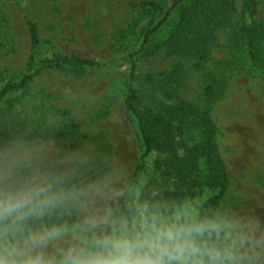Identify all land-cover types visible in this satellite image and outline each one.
Segmentation results:
<instances>
[{"label":"rangeland","instance_id":"obj_1","mask_svg":"<svg viewBox=\"0 0 264 264\" xmlns=\"http://www.w3.org/2000/svg\"><path fill=\"white\" fill-rule=\"evenodd\" d=\"M175 1L0 0V91L28 75L31 57H78L111 67L37 75L26 90L0 102V138L31 127L69 151L110 156L130 181L144 151L138 123L125 108L127 61L137 54L134 87L144 110L170 118L185 101L209 110L219 128L226 190L220 196V189L202 187L191 199L226 200L264 218V0L255 12L247 0H186L173 8ZM29 22L39 30L36 46ZM194 135H178L179 156ZM166 161L160 148L150 154L140 182L147 187L152 177L162 179L158 164Z\"/></svg>","mask_w":264,"mask_h":264},{"label":"clouds","instance_id":"obj_2","mask_svg":"<svg viewBox=\"0 0 264 264\" xmlns=\"http://www.w3.org/2000/svg\"><path fill=\"white\" fill-rule=\"evenodd\" d=\"M126 176L31 127L0 138V264H264V218Z\"/></svg>","mask_w":264,"mask_h":264},{"label":"trees","instance_id":"obj_3","mask_svg":"<svg viewBox=\"0 0 264 264\" xmlns=\"http://www.w3.org/2000/svg\"><path fill=\"white\" fill-rule=\"evenodd\" d=\"M186 0H177L173 8ZM253 12L257 9V0H247ZM156 6V5H154ZM159 24L158 26H160ZM158 26H156L158 28ZM28 32L31 43L36 46L40 43V34L37 26L29 22ZM156 31L152 29L145 34L143 47L147 44L150 37ZM137 54L130 55L128 64L130 74L127 76L129 92L125 100L126 111L134 117L139 127V134L144 151L139 157L138 164L132 174L131 182L140 183L141 175L146 171V159L150 154L160 148L167 153V161L164 162L159 170L162 179L152 177L146 188L160 190L167 198L191 199L196 195V191L202 187L220 189L221 195L226 190L229 177L226 166L222 160L218 143L219 128L211 116L209 110H200L189 102L181 101L172 108V117H177V121H172V117L162 113L144 110L141 105V95L134 87L136 80V57ZM247 55L256 62V54L251 48ZM34 67L37 69L34 71ZM66 67H82L88 69H110L109 64L78 58L58 56L53 59L40 60L35 57L30 58V71L21 82L8 84L0 91V102L9 94L26 90L34 78L44 72L60 70ZM163 107L165 104L163 103ZM194 133L192 145L187 148L184 156H179L176 152L178 135L182 132ZM161 180L170 184L171 189L165 191L161 189ZM218 198L210 200L209 203H217Z\"/></svg>","mask_w":264,"mask_h":264}]
</instances>
